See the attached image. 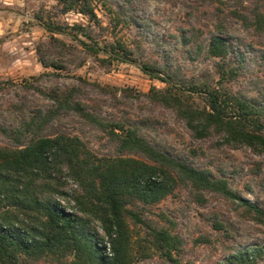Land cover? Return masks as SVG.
Returning <instances> with one entry per match:
<instances>
[{"label":"trees","instance_id":"trees-1","mask_svg":"<svg viewBox=\"0 0 264 264\" xmlns=\"http://www.w3.org/2000/svg\"><path fill=\"white\" fill-rule=\"evenodd\" d=\"M58 3L61 12L76 10L91 21L97 18L91 0ZM233 14L257 36H264L263 12L255 9L251 16ZM41 22L48 32L89 38L80 24L63 27ZM220 34L208 39L204 51L222 61L217 64V84L179 82L159 65L137 62L120 39L104 49L98 43L77 40L92 54L103 51L112 60L134 63L164 83V88H152L148 99L172 109L193 139L214 137L217 145L248 146L264 153V104L256 105L224 86V81L238 76L241 67L224 62L230 47ZM183 41L197 43L194 27L189 35L185 32ZM33 88L51 105L29 111L14 125L0 123V138L6 139V144L0 145V264H27L45 257H71L63 264H132L131 228L138 225L145 228L151 249L169 264H186L181 259L182 238L174 231L175 222L164 214L167 225L155 228L141 217L146 207L157 205L178 186L207 209L202 213L205 221L228 239L234 233L220 217L223 203L238 217L264 223V210L232 189L229 175H234L236 168L229 172V167L215 162L214 168L199 166L191 157L162 151L139 125L102 118L92 100L79 98L78 86ZM64 112L75 113L103 132L114 145V156H97L76 134L44 136L46 124ZM261 168L256 162L252 172L264 186ZM205 240L203 235L197 237L198 242ZM223 245L226 256L217 264H258L264 257L259 246L232 249Z\"/></svg>","mask_w":264,"mask_h":264},{"label":"rangeland","instance_id":"rangeland-1","mask_svg":"<svg viewBox=\"0 0 264 264\" xmlns=\"http://www.w3.org/2000/svg\"><path fill=\"white\" fill-rule=\"evenodd\" d=\"M97 18L76 10L61 12L58 0H0V123L14 125L35 108L46 109L51 102L33 87L78 86L79 98L92 100L102 118L137 124L142 133L162 151L175 157L188 156L199 166L219 163L236 173L229 175L232 189L242 198L264 210V186L253 174L256 162L264 175V153L248 146L233 148L217 145L214 137L196 140L174 111L148 99L152 88L165 84L154 79L134 63L112 60L107 53L88 52L79 40L98 43L104 49L122 40L137 62L159 65L182 83L217 84V64L222 61L205 55L208 39L220 33L229 43L227 66L240 65L233 80L224 81L229 89L250 102L264 104V36L246 28L234 13H264L263 0H91ZM42 21L63 27L82 25L89 35L51 33ZM194 27L197 43L183 41ZM67 31H70L67 29ZM73 30H71L72 32ZM201 48V52L197 50ZM76 134L99 157H112V142L94 126L84 123L73 112H64L44 127V136ZM6 139L0 138V145ZM195 150L194 155L191 153ZM72 185L71 182H69ZM207 210L194 203L184 187L151 205L142 219L155 228L167 225L163 215L175 222V233L182 238L181 259L186 264H217L226 256L224 244L232 249L259 246L264 249V223L238 217L228 203L221 205L220 217L234 236L228 239L203 218ZM98 229V227H95ZM203 235L206 240L198 242ZM229 247V249H231ZM132 264H169L151 249L145 228H131ZM67 258L45 257L27 264H63ZM258 264H264V257Z\"/></svg>","mask_w":264,"mask_h":264}]
</instances>
